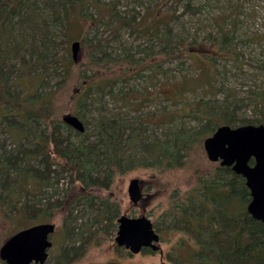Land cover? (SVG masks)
<instances>
[{
	"label": "rangeland",
	"instance_id": "1",
	"mask_svg": "<svg viewBox=\"0 0 264 264\" xmlns=\"http://www.w3.org/2000/svg\"><path fill=\"white\" fill-rule=\"evenodd\" d=\"M53 1L63 6L54 13L49 8L38 10L46 29L13 20L14 34L23 35L24 45L3 64L8 83L15 84L11 94L20 88L33 92L34 81L46 74L37 94L48 100L59 137L69 135L72 145L94 146L99 141L96 126L100 121L116 126L114 146L120 149V166L106 172L104 158L97 155L88 163L87 181L81 180V171L74 179L67 168L69 160L56 158L65 143L55 149L52 139L48 143L42 139L54 124L43 120L26 124L19 116L3 118L5 113L0 110V160L19 158L39 148L28 164L19 165L42 181L40 188L29 189L28 218L20 210L24 197H16L17 202L8 199L5 208L0 204V246L22 228L48 222L55 225V231L43 264H175L179 258L187 260L188 246L196 251L197 233L179 222L177 215L192 187L216 167L203 149V140L211 133L200 141L193 135L205 123L198 116L206 110L217 112L221 102L230 100L237 105V125H243L240 122L259 119L255 110L264 107V0ZM126 21L129 25L123 24ZM46 31L50 35L43 37ZM220 38L230 51H217ZM45 39L47 46L43 47ZM75 41L79 48L73 61L71 43ZM29 43L36 44L31 55ZM21 63L31 69L18 78L13 68ZM80 72L99 88L78 103ZM34 74L38 75L31 79ZM259 95L261 105H256ZM69 114L83 122V133L68 134L62 117ZM11 124L20 126V141L9 134L19 131ZM176 130L192 132L186 152L177 150L168 165L167 160L151 164L143 160L142 146L165 142ZM16 177L11 169L1 175L0 198ZM132 178L143 182L145 201L140 208L133 207L127 194ZM74 191L76 195L64 205ZM84 191L88 197L81 195ZM142 214L161 234L163 256L151 248L129 255L115 244L118 219Z\"/></svg>",
	"mask_w": 264,
	"mask_h": 264
},
{
	"label": "trees",
	"instance_id": "2",
	"mask_svg": "<svg viewBox=\"0 0 264 264\" xmlns=\"http://www.w3.org/2000/svg\"><path fill=\"white\" fill-rule=\"evenodd\" d=\"M37 3L38 5L35 7L34 5ZM30 4L31 6L29 7ZM60 6H63L61 1L54 2L53 0H0V110H3L5 113L3 118L7 116H19L26 124L36 123L41 120L50 122L52 125L54 124L53 122L55 121L50 119L48 100H45L44 96L37 94V89L43 84L42 81L46 74H42L39 80L34 81L33 92L26 93L23 88H20L17 93L11 94L10 89L15 84L14 81L8 83V73L4 72L3 64L8 58H11L17 53L18 50L22 49V45H24L23 35L19 32L17 35L14 34L13 20H20L21 22L28 21L27 26H40V28L46 29L48 26L44 22L43 13L38 10L40 9L42 11L49 8L50 12L54 13ZM123 24L129 25L127 21L123 22ZM19 27L18 30L23 33L24 28ZM48 35L50 34L46 31L43 37H48ZM13 36H16V39ZM46 40L42 43L43 47L47 46ZM218 45L220 49L218 47L219 50L217 51L224 49L230 51L228 43L223 38H220ZM35 48V43H29L30 53L28 54L31 55L32 51H35ZM210 57L212 58L213 56ZM108 61L109 59H105V62ZM13 69L19 73L17 74L19 76L18 78H23L31 68L28 64L21 63ZM37 75L34 74L31 79H34ZM78 77V87L80 90L77 95V102L80 103L84 99L90 98L92 91L97 90L99 86L96 81L87 77L85 72H80ZM260 96H258V103L256 105H261ZM216 110L217 112L206 110L203 112L204 114L198 116L199 120H205V123L199 131L193 133L197 141H200L201 137L207 134V132L212 133L220 125H237V120L239 119H234L237 110L235 102L225 100L221 102ZM12 112L14 114H11ZM255 112L260 116L259 119L245 123L240 122V124L264 125V107L262 109L256 108ZM11 125L19 131H16L18 134H14L13 132L9 134L12 136L17 135V139L20 141L22 138L20 126L15 124ZM55 127L56 124H54L52 132L42 137V139L45 140V143H48L52 139L51 142L54 144L55 149L65 143L62 149L56 152V158L65 161L69 160L67 168L71 171L74 179H78L79 171H81V180H83V183L87 181V175L90 171L88 163L91 162L94 156L98 157L97 155L104 158L101 162L105 164L106 172L111 170L112 166H120V149L114 146L115 138L117 137L116 126L113 127L109 123L100 121L96 126L99 141L94 146L83 145L82 143L72 145L68 139L69 135L64 139L60 138L58 130ZM64 127L67 129L68 134L74 131L67 125ZM170 135L169 140L165 142H155L142 146V152L145 153L143 160H148L150 164L155 161L162 163L164 160H167L168 165L171 163L170 160L175 159L174 154L177 150L181 149L186 152V149L191 145L190 138L193 137L192 132L176 130ZM64 140L67 142H63ZM35 145L38 147V143ZM38 150L39 148L35 149V151L30 150L24 154L21 152L22 156L19 158L18 155L14 158L11 157L12 159L4 156L0 160V179L1 175H7L8 169L14 170L17 173L15 181H11L10 183L7 181L8 184L0 198V204L5 208V206H9V203H7L8 199L10 202H17L16 197L19 199L24 197L20 210L25 217H27L25 210L28 208L26 198L29 197V189L33 187L40 188L42 181L35 180L34 175L27 170L28 167L20 170L21 165L19 164L22 162L28 164L33 156L37 155ZM44 162H46V166L49 168L50 164L47 163V160L44 159ZM111 172L113 171L111 170ZM207 177L205 179L206 190L202 192L201 197V201L206 202V204L208 203L210 208L209 213H203L207 218L206 228L203 231H195L197 233V241H195V244H197L196 251L193 253V248L189 245L187 260L179 258L175 264H182L181 261H184L185 264H264V225L252 219L247 213H237L240 209L238 201L239 195L234 191V185L232 183L229 185L228 181L224 182L227 178H235V175L230 169L219 168ZM105 178L106 180H110V175L108 177L107 174ZM217 180L219 181L217 182ZM88 194V191H84L81 195L88 197ZM75 195V191L70 193L68 195L70 199L66 200L65 198L64 205H68ZM233 199L237 201L236 206H233ZM187 203H183L185 206L181 207V210L184 211L178 212V221L195 227L194 224L190 223V220L199 221L201 219H193V216L189 215L190 213L187 214V210L189 209ZM181 243L185 245V240H182ZM0 264L5 263L0 260Z\"/></svg>",
	"mask_w": 264,
	"mask_h": 264
},
{
	"label": "water",
	"instance_id": "3",
	"mask_svg": "<svg viewBox=\"0 0 264 264\" xmlns=\"http://www.w3.org/2000/svg\"><path fill=\"white\" fill-rule=\"evenodd\" d=\"M79 42L71 43L73 61ZM62 122L73 130L83 133L85 126L77 116L65 115ZM203 149L211 162L220 161L222 166H232V170L246 179L252 201L248 205L249 214L264 224V125L244 124L240 126L221 125L203 140ZM253 157L255 165L247 162ZM127 194L131 203L136 204L141 196V181L132 178L128 182ZM55 231L53 223H39L18 230L0 246V260L5 264H43L52 247L51 237ZM115 244L137 254L144 249L157 251L159 235L145 215L139 217L121 216Z\"/></svg>",
	"mask_w": 264,
	"mask_h": 264
},
{
	"label": "flooded vegetation",
	"instance_id": "4",
	"mask_svg": "<svg viewBox=\"0 0 264 264\" xmlns=\"http://www.w3.org/2000/svg\"><path fill=\"white\" fill-rule=\"evenodd\" d=\"M233 127H236V126H233ZM212 163L216 164V167H214V170H218L219 168H227V169H230V171L235 175V178H227V180H225L224 182H227L228 181L229 182V185L232 183L234 185V191L237 192V194L239 195V200L238 201H239L240 209H239V212H237V213H247L252 219L260 222L261 224H263L261 221L253 218L249 214V212H248V205L252 201V196H251V193H250L251 192L250 189L246 186V179L242 175H239V174L235 173L232 170V166H222L220 164V161H216V162H212ZM247 164H248L249 167H253L255 165L254 158L251 157L248 160ZM211 174L212 173H209L208 175H211ZM208 175H206V177L204 179H202V180L201 179L200 180L197 179L198 182L196 180L197 183L192 187V189L190 190V192H188L187 196L185 197L184 203H187L188 202L187 205L189 206V209L187 210V213H193V212H195V213H201L200 216L199 215H197V216L196 215H193V217H192L193 219H201V220H199V221L192 220V219L190 220V223L194 224V226L196 227L195 228L193 226H190V229L193 232L198 231V230L203 231L206 228V219L207 218H206L205 214H203V213H209L210 212V208H209L208 203L206 204V202H202L201 201V197H202V192H204L206 190V184H205L206 181H205V179L208 178L207 177ZM218 181L219 180H217V182ZM220 182H222V181L220 180ZM141 192H142V196H141L140 200L136 204H133L132 203L133 204V207H135V206L138 205V207L140 208L142 206L141 203L145 201V197H144L145 194H144V188H143V182L142 181H141ZM242 203H243V205H242ZM184 206L185 205H183L182 207H184ZM181 211H184V210H181ZM142 215H144V214H142ZM142 215H140V216H142ZM154 227L155 226L153 225V228ZM154 230H155V228H154ZM155 232L159 235V241H158V243H156V245L159 247V249L156 252H158L160 254V256H163L164 253H163L162 248L160 246V241H161L162 237L160 236L161 234H159L156 230H155ZM123 249H124V252L126 254L131 255V253L127 249H125V248H123Z\"/></svg>",
	"mask_w": 264,
	"mask_h": 264
},
{
	"label": "bare ground",
	"instance_id": "5",
	"mask_svg": "<svg viewBox=\"0 0 264 264\" xmlns=\"http://www.w3.org/2000/svg\"><path fill=\"white\" fill-rule=\"evenodd\" d=\"M229 13H233V12H229ZM224 18H225V16H224ZM244 203V202H243ZM243 203H242V205H243ZM245 205V204H244ZM242 207V206H241Z\"/></svg>",
	"mask_w": 264,
	"mask_h": 264
}]
</instances>
